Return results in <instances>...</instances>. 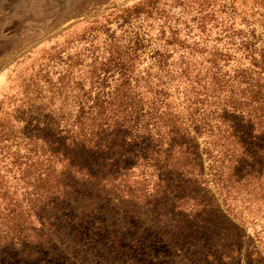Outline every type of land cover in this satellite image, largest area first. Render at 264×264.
Returning a JSON list of instances; mask_svg holds the SVG:
<instances>
[{
    "label": "trees",
    "instance_id": "1",
    "mask_svg": "<svg viewBox=\"0 0 264 264\" xmlns=\"http://www.w3.org/2000/svg\"><path fill=\"white\" fill-rule=\"evenodd\" d=\"M137 46L115 52L88 72L90 88H81L75 116H64L63 125L30 122L19 134L7 129L2 136V157L9 160L5 172H14L15 185L21 186L10 190L0 175V240H11L19 254L31 257L26 242L50 240L58 220L72 219L91 230L111 196L114 227L131 219L121 216L130 202L138 224L162 229L169 240H225L226 249L242 231L224 215L226 226H215L212 217L219 219L222 212L207 198V176L224 183L222 190L239 187L242 179L248 194L257 189L251 181L259 178L244 167L259 161L264 166V54L257 58L252 50L248 67L232 76L213 63L209 83L200 86L199 70L192 78L188 64L169 69L163 54H156L162 75H136ZM238 47L253 49L246 41ZM110 72L118 78L106 91ZM175 80L186 85L185 113L173 110L168 100ZM204 133L214 139L200 151L197 138ZM36 220L40 226L35 229ZM224 253L216 252V258Z\"/></svg>",
    "mask_w": 264,
    "mask_h": 264
},
{
    "label": "rangeland",
    "instance_id": "2",
    "mask_svg": "<svg viewBox=\"0 0 264 264\" xmlns=\"http://www.w3.org/2000/svg\"><path fill=\"white\" fill-rule=\"evenodd\" d=\"M244 41L253 49L238 47ZM136 44V75H162L156 61L163 54L169 69L188 64L192 78L199 70L203 86L213 63L232 76L248 67L252 50L257 58L264 54V0H0V175L10 190L21 183L16 186L17 175L5 172L9 160L3 159L1 147L6 130L16 134L30 122L63 125L64 116H75L82 92L90 88L88 72ZM117 78L106 74V91ZM185 86L175 80L168 98L173 110L183 113ZM208 136L197 138L200 151L214 139ZM210 164L206 161L205 167ZM244 168L259 178L251 181L257 189L250 194L245 179L239 187L222 190L224 183L207 176V198L222 212H216L219 219L211 216L215 226H226L227 217L242 229L226 249L225 240H169L162 229L138 224L130 202L121 216L131 219L114 227L111 196L91 230L72 219L58 220L50 240H28L31 257L19 254L11 240H0V264H264V192L258 187H264V166L259 161ZM39 226L33 221V228ZM216 252H225L223 258L218 260Z\"/></svg>",
    "mask_w": 264,
    "mask_h": 264
}]
</instances>
